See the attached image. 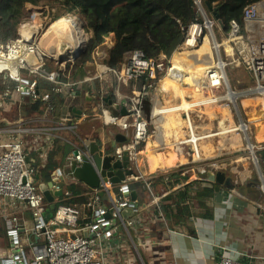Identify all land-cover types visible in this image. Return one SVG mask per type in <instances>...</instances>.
Here are the masks:
<instances>
[{"label": "built area", "instance_id": "1", "mask_svg": "<svg viewBox=\"0 0 264 264\" xmlns=\"http://www.w3.org/2000/svg\"><path fill=\"white\" fill-rule=\"evenodd\" d=\"M194 3L201 19L182 28L181 43L174 51H182L184 45L187 49H196L207 35L210 38L212 50H218L221 62L224 64L221 66L216 56L213 65L206 70L207 86L213 91H219L225 87L224 78L227 76L225 68L230 64L243 65L253 77V85L247 93L261 97L264 102V34L261 33L264 31V0L247 4L242 10L240 20L230 19L227 28H223L210 12L207 14L203 10L200 0H194ZM22 22L17 27L15 39L7 43L0 42V74H3L6 81L3 91L0 92V108L15 105L20 110L21 106L27 103L32 109L38 101L40 104L37 109H32L34 113L31 115L19 114L13 120L0 118V198L7 199L12 205L22 203L30 211L34 219L30 233L41 237L43 244L35 246L29 237L21 238L17 216L4 212L8 245H0V264H109L107 253L113 247L112 238L118 236L117 229L128 230L129 226L134 225L136 216L141 211L138 198L133 200L130 198L131 185L134 182L143 181L149 188L151 179L154 177L142 175L138 169L137 159L141 151L138 144L142 142L144 145L157 131L155 123H150L144 117L141 99L148 96L154 103L156 96V93L152 94L154 89L157 88V93H160L161 81L172 72L171 57L167 58L165 54L160 53L158 57L151 58L147 57L141 49H133L125 53L119 67H110L102 61L107 50L113 45V35L109 33L103 36L100 45L92 52L91 59L79 64V68L81 67L85 72L84 76L72 80L69 76L71 73L69 68H73V64L78 59L68 63L58 62L57 56L44 53L39 47V41L47 29L43 25L45 22L41 19L37 22ZM20 26H24L26 32L30 31L33 37L31 41L27 40L25 33H21ZM80 28L82 29V26ZM215 31L224 34L221 35L220 40ZM87 40L78 44L79 47L82 44V47H85ZM223 41L229 45L230 52L226 51ZM221 48L225 59L221 57ZM30 54L36 58L35 64L28 60ZM67 73L69 75H66ZM42 80L51 83L49 91L39 89L38 86ZM95 81L100 85L96 106L99 108L102 122L105 125L117 127L119 133L125 136V141L116 143L113 149L115 157L122 158L126 152L128 168H131L134 173L126 175L125 179L119 183H112L108 178L100 177L97 187H87L83 193L85 200L82 203V209L60 202L52 211L51 217L47 219L48 202L39 190L36 177L37 166L29 160V153L37 148L42 151L43 146L26 141L25 135L34 130L28 124L50 118L53 108L50 92L62 93L65 90L70 94V88L73 86L86 83L92 85ZM136 81H140L139 87L132 88L131 84ZM111 96L119 102L124 110L123 113H112L110 110L112 104L105 106L104 98L111 99ZM217 99H219L218 102L227 106L232 103L219 96ZM191 111V109L181 110V113L190 120L189 112ZM152 113L154 115L153 108ZM240 123L246 127L245 130L240 131L245 132V135L247 133L254 135L252 124L247 125L244 119H240ZM65 127L74 133L77 129L76 123ZM188 143L191 144L192 153L197 155L194 141ZM70 144L71 149L66 161L74 159L81 162L85 157L95 165L92 154L88 152V143L80 138V141L70 142ZM46 145L48 148L51 143ZM258 145L257 142L247 140V147L252 156L251 161L256 167L260 163L256 155V151L260 149ZM160 146L158 149L163 148ZM101 149L104 151V148L101 147ZM42 156L45 158V151ZM196 161H202V158L198 157ZM205 167L217 170L220 162L212 160L203 169ZM179 173L182 174V172ZM53 181V187L60 188L63 173L59 169L56 170ZM182 185L179 181L173 182L170 189L160 194H152L148 198L147 204L156 206L160 219H163L158 206L161 198L170 190L178 189ZM257 188L264 194L262 175ZM231 191L234 192L235 189ZM253 207L264 215L263 202L255 201ZM127 209L132 212V215L125 214L124 211ZM23 240L31 245V254L24 249ZM242 256L243 252L240 249L221 245L218 264H251ZM249 257L261 259L264 264V257L256 255H249Z\"/></svg>", "mask_w": 264, "mask_h": 264}, {"label": "crops", "instance_id": "2", "mask_svg": "<svg viewBox=\"0 0 264 264\" xmlns=\"http://www.w3.org/2000/svg\"><path fill=\"white\" fill-rule=\"evenodd\" d=\"M81 30L82 29L79 28V31ZM67 37L69 40L72 39V37ZM77 42H79V40L72 41L74 45ZM199 69L202 70L203 68ZM195 72L196 70L193 73ZM66 75H69V73ZM62 78L67 79L65 77ZM178 80L174 79L173 81L178 82ZM170 83L171 81L169 79L161 81L160 93L163 99L162 104H159L157 88L154 89L152 93H156L153 110L156 109L158 111L163 124L157 128V132L143 145L137 159L138 169L140 174L151 176H155L162 171L176 170L182 172L181 175L183 177L179 182L183 185L178 189H181L189 182L192 183V189L189 192L191 198L186 201L191 206L192 214L189 216L186 225H179L174 229L164 227L162 222H160L162 219H160L158 215L156 206L147 204V198L142 200L138 198L141 211L139 215L136 216L134 225L129 226L128 230L124 228L117 229L118 236L112 238L113 247L107 253L108 263L218 264L221 255V245H229L232 248L240 249L243 252L242 258L244 260L251 262V264H262L261 259L259 260L254 257H249V255L264 257V250L257 252L253 251L255 244L258 245L260 243L259 245H262V243L254 242L252 245V251H250L249 244L246 243V238H251L252 235L247 233V230L245 229L247 224L240 222L237 216L238 212H243L245 208H248L255 220L257 219L258 221L256 228L258 230L261 229V231H258L256 228L254 229V231H256V237L259 234H264V215L261 211H258L253 207V202H263L262 198L264 197V194H262L257 188L258 179H253L251 173L247 174L248 167L244 168L243 172L245 174L241 173L242 177H245L244 182H252H250L248 188L243 186L247 192V195L243 197L238 191V187L234 192L222 188L219 191H215L214 183L208 180L206 174L208 170L212 169L209 167L203 169L205 165L207 166L209 161L217 160V157L222 150L233 147V145L240 142L239 137L234 131L235 122L233 120L232 112L222 103H217V105H214L212 109L210 108L208 111L202 109L200 105L198 106V109L196 108L189 112L190 120H187L186 117H184V114L181 113V110L187 109L185 107V102H183L177 106V115L168 116V112L172 111L173 108L165 107L164 103L166 101H170V103L179 101V98L168 97L166 91L170 90ZM139 84L140 81H136L131 84V87L138 88ZM182 84L186 83L178 82L179 86ZM85 89L86 86L82 84L70 88V94L65 90L62 93L55 92L60 94V97L63 99L60 104V109L54 108L55 106L53 105L48 120H36L28 124V126L32 127L34 130L25 135L26 141L30 144L36 142L39 143L40 146H43L42 151L37 148L29 153V160L37 166L36 177L38 185L53 183L56 170L58 169L63 173L62 168L70 150L63 156L61 155L58 146L68 144L71 149L70 142H78L81 138L86 143L87 141H96L98 145H100V148H105L107 151L111 149V143L115 140V135L119 133L117 127L105 125L102 122L99 115V108L96 106L97 99L95 101L89 99ZM173 99L178 100L176 101ZM105 104V106H110L108 102ZM111 104L115 108H119L117 110L119 113L124 112L117 100L112 99ZM162 106L165 107V109L162 110ZM121 109L123 112H120ZM0 110L2 111L0 113V118H6L8 120L15 119L19 114L22 116H28L34 113L29 109L27 103L23 104V107L21 106L20 110H18V107L15 105H7L0 108ZM13 110L15 111L14 114L10 115ZM56 110L58 111L56 112ZM200 110L203 112L201 113ZM227 110L230 111L232 122L226 116ZM194 112H197L196 116L199 118L206 116L205 118H207L209 122H197L194 118H191ZM215 119L218 121L217 131H213L210 124V122ZM187 122H193V124H190L192 126L190 136L181 133L182 127ZM72 123H76L77 125L75 133L65 127ZM221 123L224 124L221 125ZM200 124H204V129L207 130V132H204V130L200 128ZM185 128L189 129L187 126ZM214 136H220L222 140L228 144L223 147L221 146L220 140L218 146L215 147L210 142V138ZM190 141H194L195 148L198 152L197 155L192 153L191 144L188 143ZM47 143H51V146L48 148H46ZM148 143H150L148 147L149 151L145 153V148ZM159 146L163 148L158 149ZM43 151L46 153L45 158L42 156ZM167 151H171L174 158H176V154L183 156L185 161L176 162L174 165L170 166H163L161 164V155L165 156ZM51 153L53 157L52 159L56 162V165L51 170L46 171L45 164ZM147 154H151L152 158ZM198 157H201L202 161H196V158ZM157 158H159V164L156 165L155 161H157ZM238 160L242 159L239 158ZM255 169L258 172V176L263 174L260 164L258 167L255 166ZM235 181L239 182L240 180L235 178ZM63 182L65 184L78 183L84 188L88 187L83 182L67 177L64 173ZM201 187H207L213 190L212 196L208 199H204L205 204L210 207L209 210L211 216L200 215V212H203V210L198 207V203L194 198L196 189ZM162 191H164V189H161L160 193H162ZM62 197L54 198L56 205L62 201ZM64 198H83L82 202L85 200L83 193L73 194L71 191H67L64 194ZM4 212L9 215L14 214L17 216L21 238L29 237L35 246L43 244L41 237L34 236L30 233L31 228L34 225V219L30 211L24 207L22 203H15L12 205L7 199L0 198V245H8V239L5 234L6 223L5 217L3 216ZM125 214L132 215V212L126 210ZM159 222L160 225L158 224ZM2 231L3 234L1 233ZM254 241H256V238H254ZM23 244L28 245L26 252L31 254V245L26 240H23ZM262 246L264 249V244Z\"/></svg>", "mask_w": 264, "mask_h": 264}, {"label": "trees", "instance_id": "3", "mask_svg": "<svg viewBox=\"0 0 264 264\" xmlns=\"http://www.w3.org/2000/svg\"><path fill=\"white\" fill-rule=\"evenodd\" d=\"M41 0H0V42L7 43L17 37V27L23 21L25 16L24 7L26 4L38 5ZM58 5L65 9L67 13L79 10L84 18L85 27L91 32L88 39L85 53L77 60L70 73V79L77 80L85 74L79 64L85 60L91 59L94 49L100 45L103 36L113 33V45L106 52L103 62L110 67H119L123 61L125 53L133 49H141L147 57L156 58L163 53L167 58L171 57L174 64L171 74L166 75L162 81L169 79L171 81L170 90L166 91L168 97L179 98L178 102L166 101L165 107L173 108L168 112V116L177 115V106L183 102L195 101L197 97V89L193 84H182L184 79L190 77L195 72L196 85L199 87L202 95L211 96L215 92L206 87L202 81V74L197 75L205 65L197 61L196 54L203 48L204 44H209V37L206 35L201 45L192 50L174 51L181 43L183 31L191 22L200 20L201 16L197 11L194 0H54ZM203 7L206 3L212 5L215 14L221 19L224 27H228L230 19L240 20L243 8L250 3L259 0H200ZM208 10V9H207ZM209 12V11H208ZM60 16H55L54 20ZM174 51V52H173ZM199 69V70H197ZM161 75V74H160ZM180 76V80H178ZM174 79L178 80L173 81ZM5 79L0 74V92L5 87ZM86 86V93L89 99L95 101L99 96V82L95 81L92 85ZM51 83L42 80L38 86L41 91L50 89ZM165 95V94H164ZM111 99L113 97L111 96ZM50 100L54 108L60 109L62 98L60 94L50 92ZM40 102L38 101L32 109H37ZM208 105V106H205ZM203 109L208 111L211 104H205ZM161 107V109H165ZM30 110L31 107L29 108ZM55 111V110H54ZM58 110H56L57 112ZM201 112V110H200ZM203 112V111H202ZM230 112V111H229ZM225 114V113H224ZM254 141H264V113L258 114L253 122ZM240 141V139H239ZM147 144L145 153L149 151ZM61 155H66L70 150V145L63 144L58 146ZM138 148H143V143L138 144ZM230 147L228 149H232ZM177 151V149H176ZM263 160L262 171L264 173V148L260 151ZM152 158L151 154H147ZM52 153L48 156L45 164L46 171L51 170L56 162L52 159ZM176 162H183V156L176 154ZM159 164V158L155 161ZM154 163V164H155ZM183 176L176 171H162L155 175L150 182L148 188L143 181L134 182L131 187L136 191L137 198L145 199L151 197L152 194H159L161 189H170L173 182H178ZM192 183L185 184L181 189L170 190L163 196L159 203V210L163 219L160 220L164 227L172 228L179 225H186L189 216L192 214L191 206L187 203L190 200ZM60 188L64 194L71 191L73 194H82L86 191V187L77 184H65L60 182ZM213 190L207 187L197 188L195 191V200L198 207L203 210L200 215L211 216L209 206L205 204L204 199L211 197ZM83 198L65 199L62 197V203L77 206L82 209ZM160 222L158 223L160 225ZM3 234V231L1 232Z\"/></svg>", "mask_w": 264, "mask_h": 264}, {"label": "rangeland", "instance_id": "4", "mask_svg": "<svg viewBox=\"0 0 264 264\" xmlns=\"http://www.w3.org/2000/svg\"><path fill=\"white\" fill-rule=\"evenodd\" d=\"M203 8H204L205 12L208 14L209 13L208 10L205 7H203ZM24 11H25V16L23 18V22L24 23L28 22V21L37 22V21H39V19H41L42 22H45L43 24L44 27L47 28L45 30V32L51 28L50 25L56 20V19L54 20L55 16H60L57 18V20L67 19L69 16H73L75 18V20L77 21V23L80 26H82V30H81L82 32L79 31V29H75V30L72 29V31H67V32H65V34H68L67 36H69L70 38L72 37L71 40L73 42H74V40H77V41L79 40V42L75 43V46L80 44V43H83L86 39H89V37L91 35V32L88 31L85 27L84 18H83L82 14L79 10H75V11L67 13L65 11V9L62 8L60 5H58V3H56L54 0H41L38 5L26 4L24 7ZM51 31H53V30H51ZM51 31L49 32V34H51ZM61 32H62L61 30L58 31L59 34ZM215 34H216L218 40L221 39V35H224L223 33L219 34L216 31H215ZM112 35H113V33H112ZM41 41L44 45L48 44V39H46L44 37L42 38ZM209 41H210V38H209ZM87 42H88V40L86 41V44H87ZM220 51H221V57L225 59L223 49L221 48ZM212 53L214 55V58H216L215 52L212 51ZM171 56H172V54H171ZM33 64H35V61H33ZM75 68H78V67H73V68L70 67L69 69H70V71H72ZM225 69H226L227 78L229 81V87L233 91H236L239 93V95L236 99V103H230V107H231L230 111L232 112L233 120L235 122L234 131L237 134V136L239 137L240 142L233 145L232 149H224L220 152L221 154L219 153L217 160L220 162L221 166L219 167L218 170H223L228 175H232L233 177H239V178L243 179V182H244L245 177H242L241 173H244L243 172L244 168L248 167L247 174L251 173L252 178L258 179V182L260 183V179H259L260 175L258 176V172L255 169V165L251 161L252 156H251V153L249 152L248 147H247V140L250 139V140L254 141V138H253L251 133H247L246 134L247 136H246L244 134L245 132L240 131L238 129L240 119L248 120L249 121L248 124L253 125V122H254L256 116L258 114L263 113L260 111V109L258 107L257 98L253 97L252 94L247 93V90L253 85V77H252L251 73L244 68L243 65L236 66V65L230 64ZM204 71L205 70L202 69L197 75L202 74ZM192 77H193V73L190 77H187V78H192ZM193 80H194L193 85L197 89V97H196L195 101L190 102L191 105L189 107H190V109L192 108L191 110L196 109V108L198 109V106H200V105H201V108L203 109V106L205 104H208V103L211 104V109H212V107L214 105H217V103H219L218 100L215 101V99H214V98H216L215 94H223L225 89H226L225 87L220 89L219 91H214L215 93L212 94L211 96L202 95L199 87L195 83L196 82L195 77ZM173 100L177 101L178 99H173ZM205 106H208V105H205ZM1 112L2 111L0 110V113ZM14 112L15 111L13 110V112H11L10 115L14 114ZM196 113L197 112H194L192 114L191 118H194V120H196L199 123H202V122L208 123L209 122V120L207 118H205L206 116H203V118H199L196 116ZM201 113H202V111H201ZM210 124H211L213 131H217L218 121L215 119V120L211 121ZM252 131L254 132L253 126H252ZM249 136H251V138H249ZM219 141L221 142V146H223V147H225L228 144V143L224 142L220 136H214V137L210 138L211 144L214 145L215 147L218 146ZM257 143H259L260 149L256 151V155L260 159L259 164H260V168L262 170L263 160L260 156L259 151L264 148V141L263 142H257ZM240 145H241L240 148H236V147H239ZM261 147H263V148H261ZM239 158H241L242 160H238ZM262 173H263V171H262ZM262 176L264 177V173L262 174ZM243 186H244V184L239 185L238 191L240 192V194L243 197H245L247 195V192ZM262 200L264 203V197L262 198ZM237 216H238V220L240 222H244L245 224H247L245 229L247 230V233H250L252 235L251 238L250 237L246 238L247 239L246 243L249 244L250 251H252V245L254 242H256V243L261 242L263 245L264 244V234H259L256 237V231H254V229L257 227L258 221H257V219L255 220L254 216L251 214V211L248 208H245V210L243 212H238ZM258 231H261V229H259ZM254 238H256V241H254ZM259 244L258 245L255 244L253 251L257 252V251H263L264 250L263 246L259 245ZM22 245H23L24 249L27 251L28 245L27 244H22Z\"/></svg>", "mask_w": 264, "mask_h": 264}, {"label": "water", "instance_id": "5", "mask_svg": "<svg viewBox=\"0 0 264 264\" xmlns=\"http://www.w3.org/2000/svg\"><path fill=\"white\" fill-rule=\"evenodd\" d=\"M206 7L208 11L215 17L218 23L222 25L223 28H225L221 19L215 14L214 7L209 3H206ZM25 34L27 36L28 41H31L33 39V37H31V34H29L28 32H26ZM85 47L78 46V48L71 50L67 48V46H65L64 44L61 45L60 52L57 56L58 62L68 63L70 61H75L79 59L85 53ZM28 60L31 63L35 61L32 54L28 56ZM158 96L159 104H162L163 99L161 93H158ZM104 100L111 104V99H109V97H105ZM153 104L154 103L151 97L147 96L141 99V110L144 114V117L150 123H154V115L152 113ZM110 110L114 114L118 113V111L112 106H110ZM120 112H123V110L121 109ZM124 141L125 136L121 133H117L115 135V140L111 143V149L107 151L105 148L103 151L96 141H87L88 152L92 154L95 165L89 162L85 157H83L81 162H78L74 159H70L69 161H65V164L62 168L63 173L67 177L74 178L79 182H83L85 185L91 188L98 186L100 177H103L104 179L108 178L109 181L112 183L121 182L125 179L126 175L134 173L131 168H128L129 161L127 153L124 152L122 158H116L115 153L113 151L116 143H121ZM74 154H76V151H74ZM206 174L208 176V180L214 183L215 191H219L221 188L229 191L232 189H236L239 185L242 184H244V186L248 188L250 186V182H252L247 181L244 183L243 181H241L243 179L228 175L223 170H208ZM235 178H238L240 181H235ZM39 190L43 194L46 202H48V208L46 211V218L48 219L51 217L52 211L56 207V202L54 201V198L62 197L64 195L63 189H55L53 187V183L51 182L45 185L40 184ZM129 195L132 200L137 198V194L134 189L130 191ZM124 212H126V210Z\"/></svg>", "mask_w": 264, "mask_h": 264}, {"label": "bare ground", "instance_id": "6", "mask_svg": "<svg viewBox=\"0 0 264 264\" xmlns=\"http://www.w3.org/2000/svg\"><path fill=\"white\" fill-rule=\"evenodd\" d=\"M50 26L52 28V29L51 28L50 29L53 30V31L48 29L44 34H42L43 36H41L40 41H39V47L44 53H46V54H48L50 56H58V54L60 52V49H61V45H63V44L65 46H67V48H69L71 50L78 48L79 45L75 46L74 43H72L71 40L67 39L68 38L67 37L68 34H65V31L67 32V31H72V29L75 30V29H79L80 28L79 24L77 23V21L75 20L74 17L70 16L67 19H62V20H57L56 19ZM25 29L26 28L24 26L20 27L21 33H23V32L26 33ZM59 30L62 31L60 34L58 33ZM50 31H51V34H49ZM28 33L30 34V31H28ZM261 33L264 34V31H262ZM24 36H26V35L24 34ZM43 37L48 39V44L47 45H44L42 43L41 40H42ZM223 44L225 46L226 51L230 52L231 49H230L229 45L227 43H225L224 41H223ZM183 49L190 50V49H187L186 45L183 46ZM212 51L213 50H212L211 41H210L209 44H204L203 48L195 56L197 61L202 62L206 66V67L203 68V70H205V72L202 75V81H203L204 85H206V87H208L207 83H206V78H205L206 77L205 76L206 70L209 67H211L213 65V63L215 62V58H214V55H213ZM213 52H215V54L217 56L216 59L219 61V64L221 66H223L224 64L221 62L218 50L213 51ZM34 59H35V62H36V58L35 57H34ZM173 67H174V64H173ZM194 75H195V73H193V77L192 78H185L184 79V83L194 84V80H193L194 79ZM178 79L180 80V76H178ZM224 81H225V88H226L225 92L223 94H220V95L215 94L216 95L215 96L216 98H214L215 101L219 100V99H217V97L219 96L221 99H227V100H229L232 103H236V99H237L239 93L236 92V91L231 90L228 87L229 81H228L227 76H225ZM253 96L257 98V103H258V107H259L260 111L264 113V102H263V99L261 97H259V96H256V95H253ZM222 104L225 105L224 103H222ZM190 105H191L190 102H185V107L187 108L186 109L187 111L190 110L189 109ZM225 106L227 108L231 109L230 106H227V105H225ZM153 111H154V123L156 124L157 128H159L163 124V121H162L158 111L156 109H154ZM226 116L232 122V118H231L229 110L226 111ZM246 121H247V125H249L248 124L249 121L248 120H246ZM191 123L193 124V122H191ZM191 123L187 122L182 127L181 133L183 135H186V136H190L191 135V132H192V126L190 125ZM223 124L224 123H221V125H223ZM186 126L190 130L185 128ZM196 128H198V127H196ZM200 128H202L204 130V132H207V130L204 129V124L203 125L200 124ZM245 128L246 127L243 124H241V123L238 125V129L239 130H245ZM185 129H187V130H185ZM159 133H160V131H159ZM240 147H241V145L239 147H236V148H240ZM175 163H176V161H175L174 155L172 154L171 151H167L165 156L161 155V164L163 166H170V165H174Z\"/></svg>", "mask_w": 264, "mask_h": 264}]
</instances>
